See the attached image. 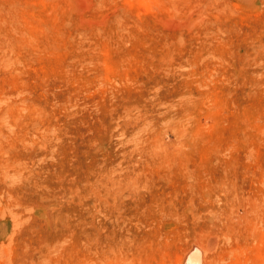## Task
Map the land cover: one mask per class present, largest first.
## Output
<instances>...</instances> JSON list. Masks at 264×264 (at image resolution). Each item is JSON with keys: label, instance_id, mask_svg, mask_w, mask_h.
<instances>
[{"label": "rangeland", "instance_id": "1", "mask_svg": "<svg viewBox=\"0 0 264 264\" xmlns=\"http://www.w3.org/2000/svg\"><path fill=\"white\" fill-rule=\"evenodd\" d=\"M0 264H264V0H0Z\"/></svg>", "mask_w": 264, "mask_h": 264}]
</instances>
